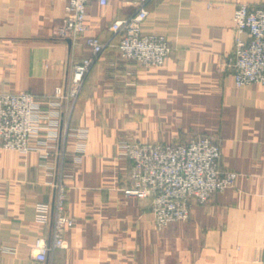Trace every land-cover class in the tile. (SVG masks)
Segmentation results:
<instances>
[{
	"label": "crops",
	"instance_id": "1",
	"mask_svg": "<svg viewBox=\"0 0 264 264\" xmlns=\"http://www.w3.org/2000/svg\"><path fill=\"white\" fill-rule=\"evenodd\" d=\"M134 2L101 7L92 0L87 35L109 40V26L129 17ZM239 4L259 8L264 0L151 2L144 29L166 33L171 56L163 67L147 69L110 48L77 103L63 106L73 131L65 145L58 140L53 169L37 153L0 144V264H264V85L237 88L227 63ZM67 5L0 0V92L45 99L56 88L66 90L72 64L91 55L83 39L73 45L54 37ZM76 129L84 134L75 135ZM198 135L221 144L222 166L237 180L209 203L194 204L188 221L158 229L149 201L123 195L130 162L117 145L184 143ZM62 149L73 157L65 174L76 225L64 248L38 262L34 242L51 240V227L36 222V206L54 202L51 183L60 173Z\"/></svg>",
	"mask_w": 264,
	"mask_h": 264
},
{
	"label": "built area",
	"instance_id": "2",
	"mask_svg": "<svg viewBox=\"0 0 264 264\" xmlns=\"http://www.w3.org/2000/svg\"><path fill=\"white\" fill-rule=\"evenodd\" d=\"M91 1L68 0L66 16L54 28L55 39L73 45L83 39L84 45L91 49L90 56L72 64L66 90L56 88L54 94L45 99L27 91L0 92L2 147L21 154L37 153L50 169H53L50 160L57 150L58 140L65 145L73 131L69 122L62 118L63 106L65 102L75 105L95 63L110 48L117 49L122 59L147 69L163 67L173 52L166 33L144 29L150 18L149 5L155 0H135L133 13L109 26L111 37L106 42L87 35ZM111 1L97 0L101 7H107ZM233 23L236 37L227 63L232 69L235 86L264 85V5L250 8L239 4L234 10ZM76 131L77 136L84 134ZM118 148L130 162L123 195L127 199L149 201L158 229L188 221L194 204L209 203L216 194L233 187L237 180L235 172L222 166L221 144L209 136L198 135L184 143L123 141ZM59 155L60 173L51 183L54 202L36 206V222L51 227V240L39 236L34 242L33 258L38 262H46L50 254L64 248L67 232L76 225L75 218L68 213L69 186L65 167L70 157L63 149Z\"/></svg>",
	"mask_w": 264,
	"mask_h": 264
},
{
	"label": "rangeland",
	"instance_id": "3",
	"mask_svg": "<svg viewBox=\"0 0 264 264\" xmlns=\"http://www.w3.org/2000/svg\"><path fill=\"white\" fill-rule=\"evenodd\" d=\"M80 96H81V95H80ZM79 98H80V97H79ZM69 103H71V102H69ZM76 103H77V102H76ZM76 103H75V104H76ZM209 137H210V136H209ZM67 141H68V140H67ZM67 141H66V143H67ZM66 143H65V144H66ZM0 144H1V148H3L1 142H0ZM117 146H118V145H117ZM80 148H81V149H85V148H84V145H80ZM221 148H222V147H221ZM3 149H4V148H3ZM4 150H6V149H4ZM64 150H65V149H64ZM6 151H8V150H6ZM71 157H72V155H70V158H71ZM236 174H237V173H236ZM129 199H131V198H129ZM68 213L70 214V212H69V201H68Z\"/></svg>",
	"mask_w": 264,
	"mask_h": 264
}]
</instances>
